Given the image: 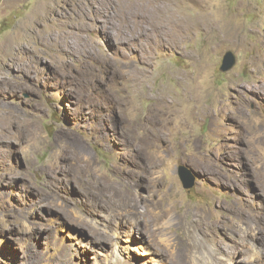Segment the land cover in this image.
Wrapping results in <instances>:
<instances>
[{"label":"rangeland","instance_id":"1","mask_svg":"<svg viewBox=\"0 0 264 264\" xmlns=\"http://www.w3.org/2000/svg\"><path fill=\"white\" fill-rule=\"evenodd\" d=\"M172 1L0 0V264H264V0Z\"/></svg>","mask_w":264,"mask_h":264},{"label":"bare ground","instance_id":"2","mask_svg":"<svg viewBox=\"0 0 264 264\" xmlns=\"http://www.w3.org/2000/svg\"><path fill=\"white\" fill-rule=\"evenodd\" d=\"M151 1V0H150ZM174 1V0H173ZM171 2L169 5H168V9L167 10H169L168 11V19L166 18V22H168V23H171V24H173L175 27H178V25H181V24H184L185 25V23L187 24V22L190 20H188V21H186V18L185 19H182V18H180L177 14H179V12L176 14V10H177V7H176V5L178 4V2L176 3V5H175V3L174 2ZM165 6V5H164ZM162 7V6H161ZM163 9V8H162ZM158 10V9H157ZM159 11V10H158ZM167 12V11H166ZM165 12V13H166ZM163 13V12H162ZM164 16V15H163ZM200 21H203V19H201V17H196V18H194V20H190L188 23V25H191L192 23H195V22H200ZM174 33H176L177 32V28H175V30L173 31ZM71 34V31H67V33L65 34V36L64 37H56L55 38V44H58V49H62L63 51H65V52H69V49H70V43H69V41H68V38H70L69 37V35ZM166 39L165 38H163L162 36H159V47H160V44H161V46H162V44H166V41H165ZM170 45V44H169ZM71 54V53H70ZM191 92V91H190ZM195 95H196V92H195ZM192 92H191V94H190V97L188 98V100H194L196 103H197V107H200L201 106V104L199 103L200 101L197 99V95L195 96ZM156 102H158V103H162L163 102V95H161V96H157L156 97ZM163 105H165V104H163ZM162 106V105H161ZM160 106V107H161ZM157 108V107H156ZM158 108H159V106H158ZM155 114V112L153 111V110H151V116H153ZM147 117H149V116H147ZM145 118V117H144ZM151 118V117H150ZM153 118V117H152ZM141 122V121H140ZM157 134H160L161 133V131H155ZM154 142V141H153ZM155 143V142H154ZM158 215H159V213H158ZM157 216V215H156ZM158 217V216H157ZM156 217V218H157ZM161 217V216H160ZM159 218V217H158ZM160 219V218H159ZM154 221V220H153ZM159 223V222H158ZM147 226V225H146ZM161 238V237H160ZM163 240H168L167 238H162ZM161 239V240H162ZM139 242H141V240L139 241ZM168 242H169V240H168ZM144 243V242H143ZM141 244V243H140ZM138 245V244H137ZM144 245V244H143ZM137 247V246H136ZM139 249H141V250H143V251H146V250H144V248H143V246L141 245H139ZM155 249V248H154ZM196 249V248H195ZM140 250V251H141ZM148 251V250H147ZM201 251V250H200ZM142 252V251H141ZM149 252V251H148ZM196 252V251H195ZM137 253V252H136ZM154 253V252H153ZM159 253V252H158ZM200 253V252H199ZM261 253V252H260ZM256 254V253H255ZM202 254L200 253V255H199V257L201 256ZM204 255V254H203ZM189 256V255H188ZM207 257V256H206ZM205 257V258H206ZM155 258V257H154ZM201 258V257H200ZM208 258V257H207ZM254 259V258H253ZM250 260V259H249ZM207 261H208V259H207ZM187 264H205V262H203V260L201 261V259L199 260V258L198 257H196V255H195V253H192L191 255H190V259H189V263H187Z\"/></svg>","mask_w":264,"mask_h":264},{"label":"water","instance_id":"3","mask_svg":"<svg viewBox=\"0 0 264 264\" xmlns=\"http://www.w3.org/2000/svg\"><path fill=\"white\" fill-rule=\"evenodd\" d=\"M235 64V58L232 52L228 51L224 54L223 64L221 70L227 71ZM178 177L181 181L182 187L189 191L195 184V175L184 165L178 167Z\"/></svg>","mask_w":264,"mask_h":264}]
</instances>
